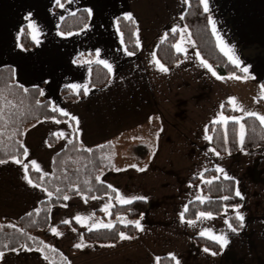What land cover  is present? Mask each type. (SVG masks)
Instances as JSON below:
<instances>
[{"label": "crops", "instance_id": "0c3cea01", "mask_svg": "<svg viewBox=\"0 0 264 264\" xmlns=\"http://www.w3.org/2000/svg\"><path fill=\"white\" fill-rule=\"evenodd\" d=\"M60 4L63 7L56 0H0V67H10L17 84L38 87L41 99L68 114L66 120L42 119L24 127L22 145L27 156L23 154V164L31 166L34 160L40 168L37 172L47 175L52 173L53 155L74 137L84 148L111 142L107 158L112 168L98 173L100 181L116 190V203L121 204L117 194L131 201L143 197L147 207L136 219L125 215L109 218L102 216L107 213L101 209L107 205L110 210V197L86 200L81 194L67 196L63 204L51 207L46 229L33 234L48 243L45 232L49 233L52 246L68 264H155L159 256L169 254H175L179 264H264V166L258 167L264 145L217 155L205 138L210 136L208 125L218 119L221 105L229 98H235L240 109L264 115L260 83L264 80V0H208L206 13L215 24L214 32L209 23L218 48L225 55L222 41L239 60L238 68L248 69L243 71L247 77L238 79L219 75L197 51L183 23L187 0H60ZM79 9L87 12L86 25L76 31H60V21ZM129 13L138 48L131 56L125 52L117 25V18ZM24 28L31 42L27 47L20 42ZM174 28L178 29L174 44L183 33L185 51L179 52L177 62L165 66V73L153 63L152 54L158 59L157 44ZM97 60L107 61L112 72L105 68L109 80L94 88L89 85V75ZM72 85L79 87L73 89ZM62 88L83 94L69 100L62 97ZM244 116V112L234 111L226 117ZM61 132L64 136L56 135V143H48L49 135ZM237 132L239 140V124ZM13 160L0 164V223L18 226L19 217L37 209L49 193L32 180L30 184L28 172ZM209 169L234 179L242 202L219 214L211 213L210 219L199 218V212L190 225L181 219V213L188 202L200 200L197 197L209 198L200 186L201 174ZM237 211L243 216V226L233 232L227 217L237 216ZM77 216L82 218L80 222ZM98 221L113 225L139 221L142 230L136 228L130 239L114 243L86 241L82 231L102 229ZM53 228L61 235H55ZM201 231L223 235L228 243L222 247L217 242L218 252H205L194 240ZM201 237L215 241L207 235ZM76 244L82 247L76 248ZM2 253L0 264H51L34 249L21 247Z\"/></svg>", "mask_w": 264, "mask_h": 264}, {"label": "trees", "instance_id": "16d2710c", "mask_svg": "<svg viewBox=\"0 0 264 264\" xmlns=\"http://www.w3.org/2000/svg\"><path fill=\"white\" fill-rule=\"evenodd\" d=\"M88 21L87 12L79 9L73 14L64 17L58 29L62 32H70L81 29ZM183 23L187 27L194 45L201 57L208 62L219 75H234L247 77L234 63H232L218 48L212 31L210 29L208 15L204 11L200 0H187V6L183 14ZM117 25L122 40L130 52L137 51L135 23L124 19V16L117 18ZM167 38L162 39L156 46V55L164 66H171L177 62L181 54L172 47L178 32L172 30L166 32ZM165 34V35H166ZM20 42L23 46H30L31 42L27 30L24 28L20 35ZM109 80V73L98 63H93L90 68L89 85L101 87ZM264 87V80L261 82ZM25 89L27 91H25ZM63 98L76 100L82 96V92L73 93L68 88H62ZM221 113L225 116L234 114L233 109L227 103H223ZM54 106L46 99L40 98L38 87H22L13 79L12 69L7 66L0 67V159L23 160L24 148L22 145L23 129L26 125L42 120L57 119L66 120L67 115H61V111H53ZM245 127L244 144L241 146L238 140V124L231 120L227 124L210 123L208 133L212 137L210 145L217 154H232L238 151L250 150L264 145V126L255 117L244 116L241 119ZM58 137L49 135L47 141L50 144L56 143ZM90 150V151H89ZM112 150L111 142H106L91 148L81 147L77 138L69 141L63 149L53 155L52 173L42 175L28 165V175L37 185L51 193L47 199L41 201L37 209L31 210L18 219V226L0 223V253L16 250L21 247L40 251L51 264H68L66 258L52 246L53 237L45 232L48 243L32 234L34 231L46 229L49 223V213L53 205H60L65 202V196L81 194L86 200L93 197L106 195L110 197L113 204L109 210L110 215L102 214L109 218L118 215H125L129 219L138 218L147 207L142 199L132 200L129 204H118L115 202V192L96 177L102 170L112 168L107 154ZM264 166V155L258 162V167ZM204 180L200 186L203 192L209 195L206 200H192L187 203V212L184 218L193 219L199 212H210L219 214L226 207L237 206L242 202L235 193L234 179H225L217 175L216 171L209 169L201 174ZM197 178H194L196 180ZM211 180L208 184L206 181ZM228 197V199H223ZM31 213V215H28ZM232 214L227 217L232 227L239 230L241 221ZM72 225L78 228L77 224ZM64 226V224H60ZM120 233L126 236H133L136 233L134 224H123L116 222L112 229H96L82 231L83 237L89 242L114 243L120 239ZM194 240L201 246L218 252L220 245L208 238L197 236ZM72 251H77L72 248ZM175 264L169 256L162 255L156 259L155 264Z\"/></svg>", "mask_w": 264, "mask_h": 264}, {"label": "snow or ice", "instance_id": "6c2138e0", "mask_svg": "<svg viewBox=\"0 0 264 264\" xmlns=\"http://www.w3.org/2000/svg\"><path fill=\"white\" fill-rule=\"evenodd\" d=\"M200 2L203 4L204 11H205V12H208V10H209L208 0H200ZM56 3H57V5H59L60 7H63V5L60 4V0H56ZM89 14H91V13H90V10H89ZM124 19L129 20V21H133L132 14H131V13L126 14V15L124 16ZM133 22H134V21H133ZM209 23H212V24H213V31L215 32V24H214V22H213L211 19H209ZM29 27H31L33 30H35V25H34V24L30 23V24H29ZM177 31H178V29H175V28L172 29V32H173V33H176ZM185 32H186V29H185ZM33 38H35V36H34ZM166 38H167V34L165 35V39H166ZM184 39H185V35L182 33V34H181V38H180V42H178V43L172 45V47L175 48V50H176L177 52L185 51V49L182 47V44H183V42H184ZM163 42H164V41L162 40L161 43H163ZM221 45H222L221 50H222V51H225V55H228V56H229V59L232 61V63L236 64L237 67H239V60L236 59V58L234 57V53L232 52V49H230V48H226V46H223V42H222V41H221ZM125 52H126L127 55H129V56L134 55L133 52H127V49H125ZM96 55L99 56V52H97ZM152 55H153V63L159 67V70H160L161 72H165V73H166V72L168 71V68L165 67V66H164V65H163L158 59H156V57H155V53H153ZM96 62L99 63V64H102V65L104 66V68H106V69L108 70L109 73L112 72V66H111L107 61H104V60H97ZM202 63H204V62L202 61ZM204 66H205L206 68H208V70H209L210 72H212V75H213V76H217L216 72L211 68L210 65L204 63ZM243 71H244V72H247L248 69H247V68H244ZM234 78H237V79H238L239 77H234ZM217 79H221V77L217 76ZM71 87H72L73 89H76V88H78L79 86H78V85H72ZM25 91H27V90L25 89ZM262 91H264V89H262ZM85 92H87V87H86V86H85ZM41 95H43V92H41ZM262 98H264V97H262ZM227 103L233 106V111H242V112H244L245 115H247V116L255 117L257 120H259L260 124H261L262 126H264V115H258V114L255 113V112H250V111H246V110H244V109H240V108H238V107L236 106V100H235V98H229V100L227 101ZM223 107H224V105L222 104V105H221V108H223ZM53 111H60V110L54 107V108H53ZM61 115H68V114H67V113H64V112L61 111ZM73 119H74V118H73ZM241 119H242V117H226V116L223 115V113H221V114H219L218 119L213 120L212 123H214V124H216V123L227 124V123L229 122V120H231L233 123H235V124H239V143H240L241 146H242V145L244 144V138H245V127H244V125H243L242 123H240V120H241ZM56 122L59 123V121H56ZM55 135H57L58 137H63V136H64V133H63V132H61V133H56ZM205 138H206V139H209V140L212 139L211 136H206ZM89 151H90V150H89ZM241 151H243V147L241 148ZM24 155H25V157L27 156V149H26V148L24 149ZM217 155H219V153H217ZM6 162H7L6 160H4V159H0V164L6 163ZM13 162H14V163H17V164H22V165H23V168H24V170H25V173H27V170H28V167H29V166H28L27 164H23V161H22V160H20V159H14ZM31 166L33 167V169H34L35 171H40V168H39V166L37 165L36 161H34V160L31 161ZM131 167H137V166H136V165H131ZM137 170H138V171H145L146 169H145V168H138ZM216 170H217L218 172H221V173L223 172V169H220V168H218V169H216ZM25 178L28 179L27 176H26ZM224 178H225V179H230V177H228V176H226V175H225ZM96 179H97V181H99V180H100V177L97 176ZM28 182L31 184V183H32L31 179H28ZM206 183L211 184L212 181H211V180H208V181H206ZM34 186H35V185H34ZM109 187H111V186L109 185ZM113 191L115 192L116 190L113 189ZM235 195H236V196H240L241 199L243 198V197L241 196V193H240L239 190L236 191ZM49 196H51V193H49ZM95 198H96V197H93V199H95ZM64 199L67 200L68 197L65 196ZM116 199H117V201H118L119 203H121V204H129V203L132 202L131 200H127V199H124L123 197L119 196V194H117ZM136 199H144V198H143V197H137ZM197 199H200L201 202H203V200H204L203 197H197ZM223 199L226 200V199H228V197H224ZM101 210L104 211L105 213L109 214V215L111 214V213L109 212V207H108L107 205H106L103 209H101ZM187 211H188V208L185 207L184 212H187ZM28 215H31V213H29ZM211 217H212V214H211L210 212H200V213H199V218H201V219H204V218L210 219ZM90 218H91V217H89V218H84V219H90ZM183 218H184V213H181V219L183 220ZM236 218H237L238 220H240L241 222L243 221V216L240 215L238 211H237V217H236ZM75 219H76L78 222H80V221L82 220V218H81L80 216H77ZM117 220L120 221V222H124V218H122V217H117ZM64 223H69V221H64ZM96 223L99 224V227H101V228H105V229H112V228L114 227V225H113L111 222H109V223H104L103 221H98V222H96ZM128 223H133L134 226H135L137 229L142 230L139 221H134V222H133V221H130V222H128ZM187 223L190 224V225H193V224L195 223V221H193V220H188ZM240 226L242 227L243 224L241 223ZM229 228H231V230H232L233 232H235V231L237 230L236 228L232 227L231 224H229ZM89 230H91V228H90ZM52 231H53V233H54L55 235H57V236L61 235V233L57 232L55 228H53ZM200 235H201V236H206V235L209 236V238H211V239L215 240L216 242L220 243L222 247L225 246V245L228 243V241L225 239V237H224L223 235H221V236H214V235H211L210 233H206V232H204V231H201ZM120 239H122V240H124V239H130V237L126 236L124 233H120ZM74 246H75L76 248H80V247H82L81 244H76V245H74ZM204 251H205V252H208L209 249L205 248ZM216 254H217V253H215V252L212 253V255H216ZM2 255H3V253H0V257H2ZM169 258H170L171 260L175 261L176 264H179V261L176 259L175 254H169ZM45 259H47V257H45ZM157 264H158V262H157Z\"/></svg>", "mask_w": 264, "mask_h": 264}, {"label": "rangeland", "instance_id": "374dc122", "mask_svg": "<svg viewBox=\"0 0 264 264\" xmlns=\"http://www.w3.org/2000/svg\"><path fill=\"white\" fill-rule=\"evenodd\" d=\"M240 123H242L241 121H240ZM243 124V123H242ZM33 234V233H32ZM36 236V235H35ZM38 237V236H37Z\"/></svg>", "mask_w": 264, "mask_h": 264}]
</instances>
